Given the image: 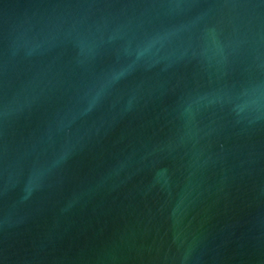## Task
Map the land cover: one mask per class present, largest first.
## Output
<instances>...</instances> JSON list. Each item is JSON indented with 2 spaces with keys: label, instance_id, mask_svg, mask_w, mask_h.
I'll return each instance as SVG.
<instances>
[{
  "label": "water",
  "instance_id": "95a60500",
  "mask_svg": "<svg viewBox=\"0 0 264 264\" xmlns=\"http://www.w3.org/2000/svg\"><path fill=\"white\" fill-rule=\"evenodd\" d=\"M0 264H264V0H0Z\"/></svg>",
  "mask_w": 264,
  "mask_h": 264
}]
</instances>
